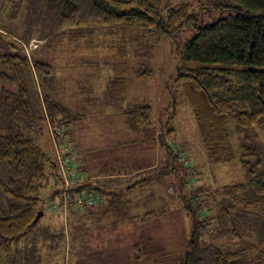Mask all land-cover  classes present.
Returning <instances> with one entry per match:
<instances>
[{
	"label": "trees",
	"instance_id": "trees-1",
	"mask_svg": "<svg viewBox=\"0 0 264 264\" xmlns=\"http://www.w3.org/2000/svg\"><path fill=\"white\" fill-rule=\"evenodd\" d=\"M17 1L11 0L12 5L18 6ZM23 1L27 11L55 16L56 24L50 36L28 38L0 24V81L17 87L15 91H0V109L4 104L16 125L8 134H0V264H22L21 247L37 229L41 219L35 223L37 215H44L47 201L62 197L57 162L39 141L50 124L53 128L69 125L70 112L49 93L53 88L44 86L59 82L53 74L56 68L65 64L68 68L82 66L76 55L65 56L70 58L65 63L59 59L62 55L43 62L34 53L28 54L25 46L38 39L45 47L51 38L59 41L56 52L60 54L64 39L67 44L87 41L89 49H93L91 44L99 45L92 36L116 35L123 45H137L140 40L141 48L135 49V79L149 82L154 72L147 63L153 48L148 37L153 33L179 35L183 31H193L194 36L179 50L180 65L174 80L179 96L190 105L208 164L230 167L235 172L238 167L244 180L216 183L214 187L199 182L188 197L183 195L197 171L181 160V165L177 164L179 156L168 144L175 129L170 122L162 124L159 144L166 160L158 176L172 173L178 177L191 234L177 257L149 243L135 244L133 264H264V148L260 145V131L264 132V0H197L196 9L193 2L172 5L168 0H22L20 7ZM211 11L221 16L207 23L206 16L213 18ZM125 55L121 49L118 58ZM114 71L113 97L120 100L129 94L125 60L116 61ZM125 116L131 128L153 126L150 104L130 105ZM23 121L28 123L26 128ZM72 131L54 128L53 139L48 136L52 143L61 145ZM114 175L108 177L117 179ZM117 183L86 178L85 183L70 190L71 199L78 192L96 191L104 201L93 208L70 206L67 215L98 208L97 213L104 216L120 212L133 219L132 208L153 202V197L144 202L124 199L136 190L145 192L151 180L129 182L122 189L116 188ZM154 210L144 211L140 222L146 224L164 213ZM82 213L81 218L85 215Z\"/></svg>",
	"mask_w": 264,
	"mask_h": 264
},
{
	"label": "rangeland",
	"instance_id": "rangeland-1",
	"mask_svg": "<svg viewBox=\"0 0 264 264\" xmlns=\"http://www.w3.org/2000/svg\"><path fill=\"white\" fill-rule=\"evenodd\" d=\"M21 2L22 0L17 1L19 5ZM168 2L172 5L193 2L195 9L199 4L197 0ZM203 2L208 3V0ZM19 5L13 6L11 0H0L2 26L25 38L51 35L56 24L55 16L46 17L43 11L36 14L33 9L27 11L25 1L22 7ZM211 12L213 18L206 16L207 23H212L213 19L221 16L218 11ZM193 36V31H183L179 35L165 37L153 33L148 37L154 48L150 50V59H147L154 72L153 80L149 82L135 79L134 71L138 60L135 49L137 51L141 48L140 40L137 45H130L128 42L123 45L121 38L116 35L92 36L99 45L91 44L93 49H89L87 41L67 44L64 39L60 54L56 52L60 47L59 41L51 38L45 47L44 42L38 39H33L25 46L28 54L34 53L36 59L43 62L52 61L51 57L62 55L59 59L65 63L70 59H64L65 56L76 55L82 63L78 68H68L67 64L62 65L66 68H56L53 74L59 77V82L54 86H44L53 88L49 93L69 109L68 119L71 123L61 128L55 125L54 128L56 131L70 128L76 130L72 140L68 138L64 141L72 144L76 151V164L81 166L80 173L97 175V180L104 179L106 182L117 180L120 183L117 189H122L129 182L151 180L145 192L136 190L126 194L124 199H133L135 202L139 199V202H144L153 197V202L149 199L150 202L146 204L148 206L132 208L131 219L129 214L125 216L120 212L104 216L97 213L98 208L82 210L86 213L82 218L79 217L84 214L82 212L80 215L69 212L65 216L62 212L49 210L50 201H47L37 229L21 247L22 264H133V246L142 243H149L150 247L162 249L174 257L180 256L190 238L191 221L183 209L184 199L181 197L178 177L172 173L165 177L158 176L159 169L163 166L161 163L156 168H151L155 159L154 147L147 151V157L140 154L144 145H151V140L160 145L159 136L163 133L161 125L167 122L175 129L174 138L168 139V142L174 141L181 146L189 161L186 166L197 171V175L191 177L193 182L183 190V195L188 197L189 191L191 193L199 182L214 187L216 183H236L244 180L238 167L235 172L230 167H211L208 164L190 105L186 98L179 96V88L174 83L180 65L179 50ZM41 48L44 51H40ZM121 49L126 53L124 58H118ZM124 60L128 69L127 78L130 80L129 94L116 100L113 97L116 76L114 66L116 61L123 63ZM2 88L17 90V87L4 85L0 81V91ZM137 103L150 104L153 108L152 128L134 129L127 125L126 109ZM8 111L3 104L0 109L2 135L16 127L8 116ZM22 126L26 128L28 123L23 121ZM54 128L50 124L49 130L40 137L39 143L57 162L55 144L48 136L50 134L53 139ZM260 135V145L264 148V132L260 131ZM177 160V164L181 165L180 158ZM87 165L89 169L85 168ZM119 169L123 172L127 169L139 172L133 180L125 182L124 180L131 179L134 175L125 174V179L124 174H118ZM113 173L117 179L108 177ZM153 209L164 213L142 224L139 217L144 211ZM92 212L95 214L88 215Z\"/></svg>",
	"mask_w": 264,
	"mask_h": 264
},
{
	"label": "built area",
	"instance_id": "built-area-1",
	"mask_svg": "<svg viewBox=\"0 0 264 264\" xmlns=\"http://www.w3.org/2000/svg\"><path fill=\"white\" fill-rule=\"evenodd\" d=\"M161 135H163L161 133ZM170 146L175 154H177L185 165L188 164V158L181 150V146L176 144L174 141H169ZM57 165L59 174L62 182V197L60 200H51L49 210L54 212H62L67 216V208L72 206L74 209L93 208L97 204L104 201L102 194L91 191V192H78V194L71 199L70 190L81 186L86 181V177L80 174L78 166L76 164L77 156L76 151L73 149L72 144L67 141L59 145L55 142Z\"/></svg>",
	"mask_w": 264,
	"mask_h": 264
},
{
	"label": "crops",
	"instance_id": "crops-1",
	"mask_svg": "<svg viewBox=\"0 0 264 264\" xmlns=\"http://www.w3.org/2000/svg\"><path fill=\"white\" fill-rule=\"evenodd\" d=\"M73 126V125H72ZM71 130H74V129H68V130H65V131H71ZM76 130L72 131V135L68 138H70V140H72V137L73 135H75V132ZM149 139V138H148ZM69 140V141H70ZM71 142V141H70ZM151 143V145H144L142 151H140V154L142 155V157H147L148 156V150H151L153 147H154V154H155V159H154V163H153V166L151 168H156L158 166L159 163L163 164L166 160L165 158V152L164 150L160 147V145H157L156 143L153 142V140L149 141ZM146 144H147V141H146ZM163 150V151H162ZM85 166V165H84ZM78 168H79V171L81 169V166L78 165ZM85 168L89 169V165H87ZM145 169V168H142V170ZM119 170H122V169H119ZM128 170V169H127ZM124 177L126 179V176L127 175H134L133 178L131 179H126L124 180L125 182H128L130 180H133L137 175H138V172L139 171H124ZM84 174V173H83ZM88 175H86V173L84 174L86 176V178H92L94 181L97 177V175H94V174H90V173H87ZM127 174V175H125ZM92 180V181H93ZM97 180V179H96ZM117 184H120V183H117ZM86 214V213H85ZM73 215H80V214H73ZM80 217V216H79Z\"/></svg>",
	"mask_w": 264,
	"mask_h": 264
},
{
	"label": "water",
	"instance_id": "water-1",
	"mask_svg": "<svg viewBox=\"0 0 264 264\" xmlns=\"http://www.w3.org/2000/svg\"><path fill=\"white\" fill-rule=\"evenodd\" d=\"M42 215H43V212H40V213L37 215V217H36V219H35V223L38 222V220L41 218Z\"/></svg>",
	"mask_w": 264,
	"mask_h": 264
}]
</instances>
